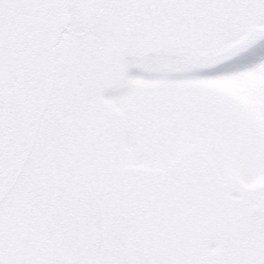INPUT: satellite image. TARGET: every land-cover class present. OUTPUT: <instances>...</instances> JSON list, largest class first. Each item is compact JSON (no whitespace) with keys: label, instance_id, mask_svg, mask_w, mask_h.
Segmentation results:
<instances>
[{"label":"snow or ice","instance_id":"6c2138e0","mask_svg":"<svg viewBox=\"0 0 264 264\" xmlns=\"http://www.w3.org/2000/svg\"><path fill=\"white\" fill-rule=\"evenodd\" d=\"M0 264H264V0H0Z\"/></svg>","mask_w":264,"mask_h":264}]
</instances>
